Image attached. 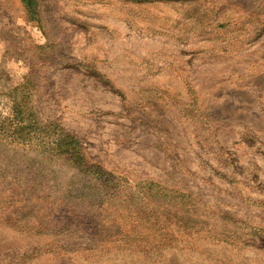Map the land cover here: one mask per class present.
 Here are the masks:
<instances>
[{"label": "rangeland", "instance_id": "obj_1", "mask_svg": "<svg viewBox=\"0 0 264 264\" xmlns=\"http://www.w3.org/2000/svg\"><path fill=\"white\" fill-rule=\"evenodd\" d=\"M0 264H264V0H0Z\"/></svg>", "mask_w": 264, "mask_h": 264}]
</instances>
